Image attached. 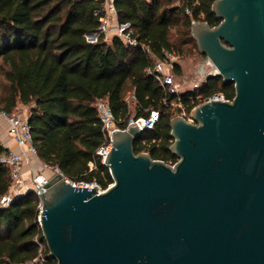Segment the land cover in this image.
Masks as SVG:
<instances>
[{
	"label": "water",
	"instance_id": "obj_1",
	"mask_svg": "<svg viewBox=\"0 0 264 264\" xmlns=\"http://www.w3.org/2000/svg\"><path fill=\"white\" fill-rule=\"evenodd\" d=\"M198 51L230 101L170 123L174 165L136 154L141 131L113 132V184L80 187L56 171L41 187L43 240L57 264H264V0H216Z\"/></svg>",
	"mask_w": 264,
	"mask_h": 264
},
{
	"label": "trees",
	"instance_id": "obj_2",
	"mask_svg": "<svg viewBox=\"0 0 264 264\" xmlns=\"http://www.w3.org/2000/svg\"><path fill=\"white\" fill-rule=\"evenodd\" d=\"M215 1L116 0L119 23L129 24L138 40L132 47L118 38L87 40L101 25V0H0V109L11 114L20 105L29 107L39 160L74 184L96 183L103 190L113 184L97 156L104 143L96 108L102 99L117 120L157 112L155 128L137 136L135 153L174 165L178 159L170 151V123L181 110L170 103L180 101L189 114L197 96L224 94L232 100L235 88L215 76L201 89L171 95L148 69L164 60L165 53L183 58L192 48L198 50L192 24L218 26L212 13ZM173 73L181 75L179 65ZM128 93L135 96L130 104L125 102ZM8 152L0 140V198L12 184L1 162ZM39 215V197L30 191L0 209V264H57L43 240Z\"/></svg>",
	"mask_w": 264,
	"mask_h": 264
},
{
	"label": "built area",
	"instance_id": "obj_3",
	"mask_svg": "<svg viewBox=\"0 0 264 264\" xmlns=\"http://www.w3.org/2000/svg\"><path fill=\"white\" fill-rule=\"evenodd\" d=\"M103 2V7L97 12L101 14L100 22L101 25L98 29L97 34L88 35L87 40L91 43H96L100 37H104L106 41L108 39L118 38L122 40L126 45L137 47L138 40L134 36V31L131 30L129 24H121L117 18V11L115 2L116 0H101ZM143 49L146 52H149L148 48L143 46ZM179 57L174 56L169 53H165L164 60H157L153 65L148 69V74L159 84L161 85L167 93L171 95L179 96L180 92L175 85V75L173 73L174 65L176 64ZM211 65V61L209 62ZM216 72V69L214 67ZM218 74V72H216ZM203 86H196L194 90L201 89ZM193 91V90H192ZM135 100L133 93H130L126 98L125 102L130 104L131 101ZM196 100L198 104L187 113L186 108L181 104L180 101H173L170 103L171 107L175 109H180L181 116L189 122H193L191 115L193 111L200 105L211 102V101H230L224 94H216L207 99H203L201 96H197ZM167 104V101H165ZM96 108L102 123L104 143L97 151V156L101 159V162L106 166L105 159L107 154L112 149L113 142V132L115 131H128L131 127H137L141 132L147 130H153L158 123L159 114L153 112L149 118H130L128 121L117 120L108 100L102 99L97 101ZM30 111L25 109H19L11 114L6 113L0 109V119L5 120L8 123L7 136L17 145L19 151L14 152L9 150L1 162L5 164L11 175V187L9 192L0 198V209L6 208L12 203L16 198L22 196L24 191H29L25 186L23 179V167L31 157L36 159L38 158L37 150L33 145L31 127L29 124ZM125 127H122V125ZM46 166V165H45ZM48 167V166H47ZM107 167V166H106ZM59 171V170H57ZM67 179V178H66ZM68 180V179H67ZM71 182L70 180H68ZM47 183L46 179L37 178L34 180V187L38 186L43 187ZM72 183V182H71ZM37 184V185H36ZM74 184V183H73ZM80 187H94L97 186L99 193H102L106 190H103L96 183L94 184H85L79 183L74 184ZM111 186V185H110ZM109 186V187H110ZM41 214V208H40ZM40 219V215H39ZM38 219V222H39ZM40 225V224H39Z\"/></svg>",
	"mask_w": 264,
	"mask_h": 264
},
{
	"label": "rangeland",
	"instance_id": "obj_4",
	"mask_svg": "<svg viewBox=\"0 0 264 264\" xmlns=\"http://www.w3.org/2000/svg\"><path fill=\"white\" fill-rule=\"evenodd\" d=\"M111 39H108L110 42ZM191 45L189 46L190 49ZM177 65L181 68V75L176 76L175 85L179 90L180 94L188 93L196 86H204L209 77L218 76L214 70V66L209 62L210 60L199 53L195 48L189 50L188 54L175 61ZM130 93H128L129 95ZM127 95V96H128ZM25 109L29 111V107L18 106V109ZM16 110V111H17ZM133 112V111H132ZM33 161H27L25 172L23 173V179L25 186L30 192H37V188L34 187V180L37 178L50 180L56 173V169L45 166V164L33 157ZM91 185V184H90ZM25 193V191H24Z\"/></svg>",
	"mask_w": 264,
	"mask_h": 264
},
{
	"label": "crops",
	"instance_id": "obj_5",
	"mask_svg": "<svg viewBox=\"0 0 264 264\" xmlns=\"http://www.w3.org/2000/svg\"><path fill=\"white\" fill-rule=\"evenodd\" d=\"M7 130H8V123L5 120L0 119V140L4 147H6L8 150L18 152L19 149L17 145L7 136ZM33 157L29 159V161H33ZM27 163H24L23 167V173L25 172Z\"/></svg>",
	"mask_w": 264,
	"mask_h": 264
}]
</instances>
